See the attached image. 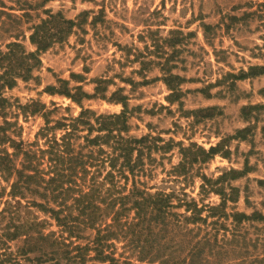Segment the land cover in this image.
I'll return each instance as SVG.
<instances>
[{
    "label": "rangeland",
    "instance_id": "374dc122",
    "mask_svg": "<svg viewBox=\"0 0 264 264\" xmlns=\"http://www.w3.org/2000/svg\"><path fill=\"white\" fill-rule=\"evenodd\" d=\"M0 8L20 16L16 21L5 18L3 49L17 39L27 51L36 50L31 26L49 12L77 22L69 35L40 51L42 62L28 78L18 77L13 87L4 89L9 103L0 111V123L5 118L13 122L8 130L13 137L35 141L47 120L54 125L64 116H77L82 104L98 113H119L123 103L110 97L121 88L129 97L127 135H150L141 144L144 169L136 178L151 191L172 193L175 203L195 199L204 207L202 218L184 222V229H192L189 241L173 239L160 252L170 254V261L185 259L183 264H264V0H0ZM16 33L18 38L12 36ZM169 73L174 76L167 80ZM99 78L107 79L108 98L85 97L81 104L49 90L52 85L70 86L76 92L82 85L94 92ZM157 143L173 145L157 149ZM181 144L192 150L190 162L178 170ZM197 146H214L215 153L198 161L202 154ZM108 168L103 166V173ZM117 179L126 184L120 173ZM132 183L131 177L128 189ZM216 189L226 190L225 196ZM223 201L211 211L210 206ZM174 210L187 211L185 205ZM36 211L47 219L41 232L48 238L68 235L53 217ZM26 216L0 214V264H65V246L43 244L33 238V230L31 236H8L15 223H31ZM96 232L87 227L84 237L73 239L92 243ZM126 240L110 239L106 252L112 251L120 263L163 264L161 258H141V247L130 248ZM52 247L58 248L59 259L47 254ZM110 263L96 256L95 249L81 262Z\"/></svg>",
    "mask_w": 264,
    "mask_h": 264
},
{
    "label": "trees",
    "instance_id": "16d2710c",
    "mask_svg": "<svg viewBox=\"0 0 264 264\" xmlns=\"http://www.w3.org/2000/svg\"><path fill=\"white\" fill-rule=\"evenodd\" d=\"M6 17L16 18L15 21L20 18L18 14L0 8V30L6 23ZM58 23L61 28L55 30L53 27L58 26ZM76 24L74 19H67L61 12H49V17L31 26L33 32L30 40L37 45L36 50L27 51L17 39L7 41V49L0 46L1 112H4L9 103L4 89L13 87L18 77L28 78L34 67L42 62L40 51L47 49L56 38H65ZM12 36L18 38L19 34ZM172 76L173 73H169L165 78L168 80ZM62 81L69 83L65 79ZM96 82L94 92L85 90L82 85L75 87L76 92L70 86L57 89L52 85L49 90L64 93L81 104L85 97L108 98V85H105L107 79L99 78ZM120 90L115 91L110 98L123 103L121 112L98 113L82 104L83 109L77 116H64L54 125L47 120V125L40 133L41 138L29 143L16 139L9 133L13 122L8 118L0 123V214L10 212L18 217L29 215L26 217L32 218L31 223H26L30 220L25 219L15 223L14 229L9 228L12 231L7 234L13 238L23 234L32 235L35 239L37 236L43 244L47 241L51 245L65 246V264H81L85 253L91 249L96 250V256L103 262L132 264L128 259L120 263L112 251L106 252V247L111 245L110 239L122 237L127 238L126 245L130 248L141 247L140 251L145 254L141 258L149 256L152 261L161 258L163 264H183L185 259L175 256L170 261V254L164 255L160 248H169L171 243H166L173 239L180 244L189 241L192 229H184V222L202 218L200 214L204 207L195 199L175 203L172 193L164 190L151 191L136 178L138 172L144 169L140 163L143 164L145 147L141 144L150 135H127L130 129L129 97ZM55 129H60L61 133L58 130L54 132ZM50 130L52 133H48ZM104 144L109 145L111 150ZM172 145L173 143H157L154 148H171ZM148 147L153 148L152 145ZM197 148L202 154V157H196L198 161H205L215 153L214 146L208 150L202 146ZM180 150L183 162L176 167L178 170L190 162L192 147L181 144ZM120 159L122 162L119 164ZM103 166L110 167L106 173H103ZM119 173L127 179L124 186L118 183ZM131 177L133 183L128 189L127 183ZM207 185L205 184V190ZM216 190H220L225 196L226 190ZM224 202L219 206H210L211 211L223 206ZM183 205L192 213L174 210ZM36 208L53 217L68 235L51 240L47 234H43L41 228L47 219H42ZM87 227L97 230L92 243H76L73 237H84L83 232ZM32 230L31 235H28ZM34 232L38 234L35 235ZM75 249L78 250L76 254ZM57 252L58 248L52 247L47 254L59 259L58 255L55 256ZM193 254L194 250L187 258ZM79 256L82 259L77 263Z\"/></svg>",
    "mask_w": 264,
    "mask_h": 264
}]
</instances>
